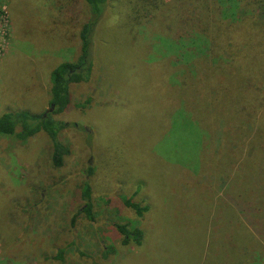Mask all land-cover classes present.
<instances>
[{
    "label": "rangeland",
    "instance_id": "1",
    "mask_svg": "<svg viewBox=\"0 0 264 264\" xmlns=\"http://www.w3.org/2000/svg\"><path fill=\"white\" fill-rule=\"evenodd\" d=\"M129 1L108 0L90 77L69 84V106L52 115L65 123L63 165L51 167L41 131L24 142L0 136V264H264V215L232 221L228 192L243 147L264 152V121L253 123L264 0H249L253 18L242 26L237 12L232 32L209 5L157 0L129 18ZM202 9L210 20L197 28ZM87 14L83 0H0V115L48 109L49 71L76 58ZM188 36L203 47L200 63L182 61ZM87 168L91 219L79 197ZM249 172L260 193L264 172ZM122 198L148 211L138 218ZM115 224L141 229L143 244L123 247Z\"/></svg>",
    "mask_w": 264,
    "mask_h": 264
},
{
    "label": "trees",
    "instance_id": "2",
    "mask_svg": "<svg viewBox=\"0 0 264 264\" xmlns=\"http://www.w3.org/2000/svg\"><path fill=\"white\" fill-rule=\"evenodd\" d=\"M87 6V17L83 20L79 26L77 36H78V46H77V56L73 61H60L58 62L48 74L49 79V89H48V108L51 106V110L48 112H41V113H32L28 110L19 109L15 111H6L0 115V136H11L14 137L17 141L24 142L27 139L33 137L38 132H43L46 136L47 140L50 142V165L54 169H58L63 165V160L67 156L69 150L64 144L59 141L58 134L59 131L65 127V123L58 119L52 118L53 114H59L63 112L68 106L70 102L69 98V84L79 81L88 80L90 74L92 72V65H93V56L90 52V47H92L93 37L95 35L96 28L100 22L101 17L103 16L104 10L106 8L108 0H83ZM184 1V0H183ZM188 3H197L201 6L209 5L213 7V10L217 11V15L222 20H230L231 22V32L234 29L233 25H236L238 20L241 17H236L237 12L244 11L241 13L242 15V26H245L243 22L245 19H251L253 14V9L248 8L246 6L251 5L254 1L249 0H186ZM130 8L127 10L128 16L126 17H134L137 10L141 7L142 9L146 7L155 8L157 6V0H132L129 1ZM258 3H260L258 1ZM257 3V4H258ZM202 8V7H201ZM129 11V13H128ZM203 9L199 10L197 13H200L197 16L198 27H203L206 22L210 19ZM240 14V13H239ZM255 20L260 23H264V13L261 15L256 16ZM192 25V24H191ZM230 26V25H228ZM191 27V26H190ZM189 30H191L189 28ZM198 34L207 36L204 31L199 30ZM188 41H182V45L184 48V52H181V57L183 63H194L200 59L207 58L199 52L203 50L197 43L196 38L189 37ZM182 40V39H181ZM176 43L170 44L167 47L168 52L173 53L176 51L174 48L176 47ZM172 46V47H171ZM185 46H189L191 51L185 49ZM196 50L198 55L193 54L191 47ZM243 49H237L234 51L235 54L240 55ZM178 54V53H177ZM178 56V55H177ZM198 59V60H197ZM200 63V61H198ZM197 64V63H196ZM205 73L203 72L202 76ZM187 81V80H185ZM183 81V83L185 82ZM182 83V84H183ZM181 84V83H180ZM180 84L174 85L178 86ZM181 84V85H182ZM253 94H262V98L259 99L260 108L258 113L253 115V123H258V119L260 121H264V78L261 79L258 86L254 89ZM247 92V91H246ZM248 93V92H247ZM248 96V94H247ZM255 104V103H254ZM254 110L257 111V104L254 106ZM262 119H260L259 117ZM252 123V126H253ZM263 138L264 141V133L260 136ZM242 142V141H240ZM246 148L247 153L242 157V161L236 163L235 169L233 174L231 175L229 181V193H230V205L233 209L238 212L237 217L233 214L232 210L230 213L233 217L231 218L232 221L236 220V222H241L240 217H242V213L245 211L246 213H257L263 217L264 215V173L262 176V180L259 184L263 187L261 192H257L256 185L254 186V175L253 173L249 172L250 170L254 169H261L264 172V152L261 153L257 145L252 146V142L243 147L245 150ZM255 149L259 153L252 152ZM238 155V154H237ZM237 157V156H236ZM235 157V158H236ZM233 158V156H232ZM250 161L258 160V163L253 164L249 163ZM259 167V168H258ZM245 170L242 173L244 182L246 185H242V177L238 175L242 169ZM91 174V170L87 168L86 171V180L83 181L80 191L79 197L84 205L82 207V212L85 214L87 219H91L90 217V210H91V188L89 184V177ZM226 190V189H225ZM121 204L123 207L130 209L134 212L136 217H142L143 213L148 211V207L143 205L141 206L139 203L133 202L131 199H121ZM246 205V206H245ZM264 219V217H263ZM235 222V221H234ZM242 225V223H240ZM258 224V222L256 223ZM256 225L252 224L250 227L251 229L254 228ZM260 226L264 227V220L260 224ZM114 229L116 230L118 236L121 240V245L123 247H128L134 245L135 247H140L143 244V237L144 233L141 229L135 226H128V225H119L115 224ZM252 233L249 232V234ZM253 234V233H252ZM62 250H59L57 256L54 261L61 259ZM248 253H245V258H247ZM253 252H250L249 256L252 255ZM248 256V259L250 257ZM243 258V255H242ZM262 260L264 262V255H262Z\"/></svg>",
    "mask_w": 264,
    "mask_h": 264
},
{
    "label": "water",
    "instance_id": "3",
    "mask_svg": "<svg viewBox=\"0 0 264 264\" xmlns=\"http://www.w3.org/2000/svg\"><path fill=\"white\" fill-rule=\"evenodd\" d=\"M51 110V106L47 109V110H45V112H48V111H50Z\"/></svg>",
    "mask_w": 264,
    "mask_h": 264
}]
</instances>
